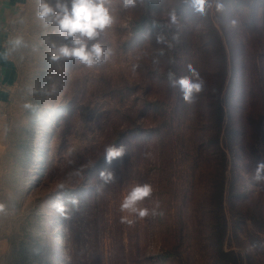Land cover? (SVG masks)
I'll return each mask as SVG.
<instances>
[{"label": "rangeland", "instance_id": "obj_1", "mask_svg": "<svg viewBox=\"0 0 264 264\" xmlns=\"http://www.w3.org/2000/svg\"><path fill=\"white\" fill-rule=\"evenodd\" d=\"M37 4L21 0L5 31L6 49L16 36L27 45L8 56L13 87L0 116V204L6 206L0 231L9 245L7 264H218L213 232L222 211L230 258L264 264V180L253 179L264 159L263 24L258 33L238 0H207L204 14L194 11L199 18L191 38L204 50L197 55L210 63L212 44L201 35L210 26L207 14L223 35L229 66L217 60L206 72L196 70L203 88L186 102L169 92L167 82L173 45L184 40L187 17L178 20V14L193 10L186 0H144L129 10L113 0L115 23L99 41L112 54L92 67L74 59L49 61V43L67 41L54 26L42 28ZM226 78L228 91L220 88ZM210 90L220 93L224 123L230 121L232 130H225L219 148L202 145L198 160L194 142L215 138ZM189 124L190 133L197 132L188 143ZM107 145H124L127 152L108 164ZM104 169L115 173L116 182L98 192ZM76 170L81 175H72ZM143 183L153 194L138 207L158 202L162 216L141 219L120 211L131 188ZM72 197L79 214L70 222ZM58 200L68 215L57 213ZM122 216L135 222L122 223Z\"/></svg>", "mask_w": 264, "mask_h": 264}, {"label": "clouds", "instance_id": "obj_2", "mask_svg": "<svg viewBox=\"0 0 264 264\" xmlns=\"http://www.w3.org/2000/svg\"><path fill=\"white\" fill-rule=\"evenodd\" d=\"M144 0H117V7L122 10L134 9ZM194 11L204 14L207 0H186ZM219 7V5H218ZM36 17L42 21V28L48 29L54 26L57 35L67 43H57L55 40L49 43V61L51 63H60L69 59H74L79 63L92 67L105 62L112 54L100 43L103 34L115 23L113 0H38L36 8ZM172 23H176L175 12L169 13ZM156 24V21H154ZM95 41V42H94ZM157 42L163 43V36H157ZM10 47L0 52V59L6 60L8 56L20 49L26 47L22 36L11 38L7 42ZM35 50V49H34ZM162 54V53H161ZM156 62V61H154ZM138 65H133V71ZM190 76L175 78L174 73L169 72V80L173 87H179L183 99L191 102L193 95L199 93L203 88V80L195 68L189 66ZM127 148L124 145H107L104 149V158L106 163L111 164L113 160L122 159L126 154ZM72 175H81L80 170H76ZM253 179L256 181L264 180V159L258 161L254 170ZM99 181L97 191H101L106 185L116 182L115 173L112 170L104 169L99 172ZM65 185L61 183L59 189L63 190ZM153 194V187L149 183L137 184L131 188L128 194L120 203V211L134 214L138 218L148 216L163 215L160 211V205L157 202L155 207H138V204ZM72 205L78 210V199L71 198ZM53 207L61 216L69 214L65 204L57 201ZM6 206L0 204V212L5 211ZM122 223L129 225L135 221L126 216L121 217Z\"/></svg>", "mask_w": 264, "mask_h": 264}, {"label": "trees", "instance_id": "obj_3", "mask_svg": "<svg viewBox=\"0 0 264 264\" xmlns=\"http://www.w3.org/2000/svg\"><path fill=\"white\" fill-rule=\"evenodd\" d=\"M217 1V3L220 0H214V2ZM226 1V0H224ZM239 2H241L242 5L246 6L248 8V17H249V22L254 26V28H257L256 31L258 33H260V29L258 28V22L260 21L261 24H263L264 26V0H252V2L249 4L247 3V0H238ZM223 2V0H222ZM222 6V4H221ZM260 6H262V11H261V15L259 14L260 12ZM216 10H219V7L217 5ZM206 18L208 19V25L209 28L202 33L201 35L204 38V41L207 44H212V47L208 49V52L210 54H208V58L210 60V63H206L204 61H202V56H198L197 54L199 53H203V49L198 45V43H195L196 40L191 38L193 32L194 27L191 25L194 20L198 21L197 18H199L198 14H197V18H196V13L194 12V10L191 11L190 16H186V14L184 13H179L178 14V20H184L187 17V20L184 22V30H183V36H184V40L183 42L178 45L176 43H174L173 45V58L171 59V66H170V71L174 73L175 78H180L183 76H188L191 75V73L189 72V66H192L193 68H195L196 70H199L200 72H202L203 70L206 72L207 71V66H213L215 65L216 61H222L224 64H227V55H226V47L225 44L223 42V35L220 32V29L216 27L213 18H210L209 16H207V14L205 15ZM231 17V16H230ZM205 18V19H206ZM216 21L217 23L220 24L221 28L223 30H225L226 28V22H225V16L222 12H218L216 13ZM206 50V49H205ZM215 58V59H214ZM199 60V61H198ZM243 64L246 66L247 62ZM263 66H262V70L260 69V74L259 77H264V62H262ZM229 66V65H228ZM228 68V67H227ZM230 68V67H229ZM231 71L235 72V64L231 65ZM224 80V79H223ZM221 83V90L226 88V91H228V86L230 85L229 79H228V83H227V78ZM168 82V86H169V92L172 91V93L177 96H182L183 98V94L180 93H175L176 89H178L179 87H173L172 83L169 79H167ZM264 82V81H263ZM220 90V91H221ZM211 91V90H210ZM208 94V101H209V105L208 108L210 110V120L212 119L213 122V126L215 129V138L212 139V137L210 139H208L207 141H205V143H202L200 145H197L196 142H194L193 144V152L198 156V160L200 159V154H201V147L205 144H212L215 145L219 148V140L221 138V136L225 133H229L230 130H232V123L230 121H226L224 123L225 120V106L223 101H221L219 99V94L215 95V92L213 93L212 91ZM227 94V93H226ZM173 95V96H174ZM176 96V98L178 99V97ZM175 98V99H176ZM184 100V99H183ZM157 104H161L162 102L160 100L156 101ZM198 121V119H196V122ZM192 127V124L188 125V128L186 127V129L188 130V133L186 135V137L183 138V140L187 141L188 143L191 141H195V134H196V130H194L192 133H190V129ZM229 127V131L227 130V128ZM183 133H185L183 131ZM192 136V137H191ZM195 137V138H194ZM182 140V141H183ZM183 141V142H184ZM232 149V148H230ZM193 153V154H194ZM226 152H223V155H225ZM195 155V156H196ZM200 155V156H199ZM197 160V158H195ZM231 188H232V184H231ZM223 194V193H222ZM222 208V207H221ZM221 210V209H220ZM71 215L69 217L70 222H72V219H74V216H76V214H79L76 210V206H72L71 209ZM217 221H215V228H214V236H215V247H216V262L218 264H236V258H230L232 253H229L227 251L224 250L223 244L226 241V225H227V221H226V217L224 215V212L222 211V215L219 218H216ZM225 240V241H224ZM168 254L172 255L175 254V250L173 252H169ZM169 255V256H170ZM233 255V254H232Z\"/></svg>", "mask_w": 264, "mask_h": 264}, {"label": "crops", "instance_id": "obj_4", "mask_svg": "<svg viewBox=\"0 0 264 264\" xmlns=\"http://www.w3.org/2000/svg\"><path fill=\"white\" fill-rule=\"evenodd\" d=\"M21 8V0H0V52L5 51V31L10 18ZM12 66L9 58L0 59V116L3 113L5 104L10 100V92L13 87ZM0 145V156L2 149ZM8 242L0 231V264H7Z\"/></svg>", "mask_w": 264, "mask_h": 264}]
</instances>
